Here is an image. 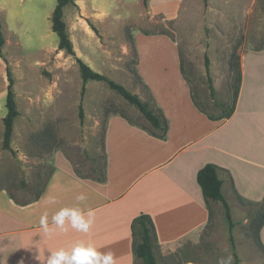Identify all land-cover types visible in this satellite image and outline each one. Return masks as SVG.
Here are the masks:
<instances>
[{
	"label": "rangeland",
	"instance_id": "rangeland-1",
	"mask_svg": "<svg viewBox=\"0 0 264 264\" xmlns=\"http://www.w3.org/2000/svg\"><path fill=\"white\" fill-rule=\"evenodd\" d=\"M55 4L56 0H11L12 16L22 20L15 19L5 29L0 21L4 38L0 49V188L19 199H32L41 190L52 168L49 157L55 152H61L82 174L100 176L109 114L124 115L150 129L139 110L104 81L84 83L80 121L82 80L75 57L156 107L157 102L183 107L185 98L166 47L158 61L165 68L162 79H141L135 70L133 32L164 35L175 42L195 101L206 112L219 113L235 98L240 54L264 49V0H182L170 16L152 15L142 3L129 4L113 6L112 15L99 20L92 18L88 3L78 6L74 0L62 9L74 56L50 46L58 42L50 28ZM38 43L49 47L38 48ZM7 71L18 111L10 141L13 152L2 148ZM111 132L119 133L120 127ZM229 200L231 230L221 202H210L209 221L199 238L185 240L164 254L155 248L158 263L264 264V248L256 232L264 201L250 203L237 196Z\"/></svg>",
	"mask_w": 264,
	"mask_h": 264
},
{
	"label": "crops",
	"instance_id": "crops-1",
	"mask_svg": "<svg viewBox=\"0 0 264 264\" xmlns=\"http://www.w3.org/2000/svg\"><path fill=\"white\" fill-rule=\"evenodd\" d=\"M142 1L75 0L78 6L88 3L94 20L110 17L113 6ZM181 3L146 0L145 7L152 15L170 16ZM10 6L11 0H0L3 29L15 19L22 20L12 16ZM132 37L137 52L135 70L141 79H162L165 68L158 61L162 48H167L185 106L156 103L167 123L162 138L120 114H109L103 137V181L78 177L70 161L55 152L49 157L52 168L36 200L21 205L0 188V264H46L50 252L69 249L79 240L91 242L98 251L112 252L116 264H143L133 254L130 228L140 213L150 216L161 253L175 250L185 240L196 241L209 221V207L196 181L197 170L207 163L221 170V191L228 204L234 196L250 203L264 201V49L240 54L233 110L228 117L217 118L219 112L210 113L214 118H209L208 111L193 101L175 42L161 34L133 32ZM116 126L120 132L111 134ZM80 193L85 194V201H76ZM50 198L56 202L50 204ZM77 205L85 212L95 211L91 230L81 233L69 227L67 232L57 229L46 237L39 224L41 215L48 213L51 226L56 211ZM257 234L264 248V221Z\"/></svg>",
	"mask_w": 264,
	"mask_h": 264
},
{
	"label": "trees",
	"instance_id": "trees-1",
	"mask_svg": "<svg viewBox=\"0 0 264 264\" xmlns=\"http://www.w3.org/2000/svg\"><path fill=\"white\" fill-rule=\"evenodd\" d=\"M142 3L143 6H146V0H143ZM69 4H74V0H56L55 7L53 8L50 15V28L58 37L57 48L59 50H64L67 54H71L74 56L72 43L66 32L65 22L62 20V9L64 6ZM3 43H4V38L2 35L1 24H0V49ZM75 59L78 64L79 74L82 80V86L80 90V101L78 104V117L80 121H82L84 116L83 107H82V97L85 90L84 83L87 82L88 80L104 81L110 89L117 92L129 104L134 105L139 110L143 118L147 120L150 126V129L145 128L150 134L160 138L164 137L167 129V123L162 112L158 107L152 105L150 100H142L137 94L130 92L122 84L93 70L79 57H75ZM205 65H206V73L208 75L209 70H208L207 60L205 62ZM7 72L9 76V71ZM11 82L12 81L9 76V83L7 85V92L5 97L6 113L2 118V123H3L2 148L13 152L10 146V141H11V135L13 129V122L15 117L18 115V111L16 108L13 92L11 90ZM192 98L194 103L197 105V107L205 112V109L195 101L193 96ZM232 110H233V104L227 109H222L221 113H219L217 118L230 116ZM207 115L209 118H214V116L210 113H208ZM121 116L126 118L129 122L134 123L130 121L126 116L124 115ZM74 171L76 175L80 178H89L95 181H103L106 177L105 161H104V171L100 176L93 175L92 172L87 174H82L80 170H78L77 168H74ZM220 171L221 170L214 164L207 163L197 170L196 181L201 189V193L208 207L210 202H214V201L221 202L224 208L225 217L229 222V230H231L233 224L231 222L229 204L225 200L221 191L223 180L219 177ZM43 187L32 199H19L13 196L12 194H10L7 190L6 191L16 203L23 205L36 200L40 196ZM263 221H264V210L261 219L257 224V229H256L257 233ZM130 228L132 235V248L135 258H137V260H141L143 264H159L154 252L155 248L157 247L155 227L150 216L144 213H140L139 215L135 216L132 219ZM257 238H258V234H257ZM230 239L232 240L231 232H230Z\"/></svg>",
	"mask_w": 264,
	"mask_h": 264
},
{
	"label": "clouds",
	"instance_id": "clouds-1",
	"mask_svg": "<svg viewBox=\"0 0 264 264\" xmlns=\"http://www.w3.org/2000/svg\"><path fill=\"white\" fill-rule=\"evenodd\" d=\"M76 201L86 200L84 193L75 197ZM55 203L54 198L48 201ZM95 221V211L88 209L85 212L81 207L71 206L62 207L51 216V226L49 225L48 213L41 215L39 224L46 237H51L56 230L67 232L69 227L81 233H88ZM46 264H116L112 252H101L91 242L79 240L69 249L60 248L57 251L50 252Z\"/></svg>",
	"mask_w": 264,
	"mask_h": 264
}]
</instances>
